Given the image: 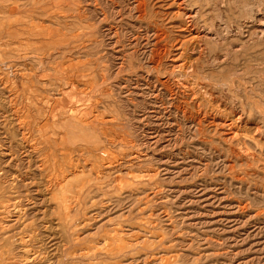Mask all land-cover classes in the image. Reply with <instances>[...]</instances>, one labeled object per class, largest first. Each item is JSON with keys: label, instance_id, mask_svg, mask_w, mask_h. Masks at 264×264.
Listing matches in <instances>:
<instances>
[{"label": "rangeland", "instance_id": "obj_1", "mask_svg": "<svg viewBox=\"0 0 264 264\" xmlns=\"http://www.w3.org/2000/svg\"><path fill=\"white\" fill-rule=\"evenodd\" d=\"M239 1L0 0V264H264V42L224 40ZM63 112L87 137L61 144Z\"/></svg>", "mask_w": 264, "mask_h": 264}, {"label": "bare ground", "instance_id": "obj_2", "mask_svg": "<svg viewBox=\"0 0 264 264\" xmlns=\"http://www.w3.org/2000/svg\"><path fill=\"white\" fill-rule=\"evenodd\" d=\"M23 1V0H22ZM54 1V0H53ZM248 1H250V0H241V2H245L246 3V7H247V9H249V8H251L250 10H247V11H250L249 12V16L250 17H247V18H245L244 19V21L241 23L240 22V24L241 25H238V26H236V25H232L233 24V22H232V24L230 23V22H225L224 21V40L226 41L227 39H229L228 37H229V35L230 34H232V35H234L235 37L236 36H238V37H242V36H246V33H245V31H244V27L247 25V23L249 24V23H251V27H250V29H251V31H252V34H251V36H249V39L246 41V42H253V43H261V42H264V11H263V9H261V8H259V6H258V4H257V8H252L251 6H252V3H253V1H251L252 3H250V2H248ZM142 2V1H141ZM230 2H232L233 4V6L235 5H238V4H236V2H240L239 0H230ZM254 2H255V0H254ZM258 3H260L261 4V2H263V1H261V2H259V1H257ZM19 3H20V1H19ZM49 3V2H48ZM50 4V3H49ZM52 4V3H51ZM179 4V3H178ZM259 4V5H260ZM18 5V4H17ZM26 5V4H25ZM54 5V4H53ZM20 6H21V4H20ZM29 6H31V3H30V5ZM37 6V5H36ZM38 6H40V5H38ZM45 6V5H44ZM232 6V7H233ZM239 6V5H238ZM254 6V5H253ZM256 6V5H255ZM254 6V7H255ZM263 6V5H262ZM23 7H26V6H23ZM145 7V6H144ZM244 7H245V5H244ZM245 7V8H246ZM19 8V7H18ZM139 8V7H138ZM234 8V7H233ZM32 9V8H31ZM35 9H37V8H35ZM41 10V9H40ZM46 10V9H45ZM44 9H43V12L45 11ZM48 10V9H47ZM140 10V9H139ZM42 11V10H41ZM219 11H220V9H219ZM234 12V11H233ZM49 13V12H48ZM119 13V12H118ZM243 13H245V11L243 12ZM23 14V13H22ZM39 14V13H38ZM42 14V13H41ZM188 15V18L190 19V21H194V20H196V18H198L197 16L199 15V10H191V11H189V13H187ZM19 15V14H18ZM29 15V14H28ZM219 15H221V14H219ZM44 16V15H43ZM52 16V15H51ZM200 16V15H199ZM233 16H235V15H233ZM23 17V16H22ZM35 17V16H34ZM214 17V16H213ZM217 17H218V15H217ZM216 17V18H217ZM222 17V16H221ZM228 18H230V17H228ZM232 18V17H231ZM238 18H239V15H238ZM250 18V20H248ZM218 19V18H217ZM233 19V18H232ZM237 19V18H236ZM19 20V19H18ZM30 20V19H29ZM33 20V19H32ZM36 20V19H35ZM219 20H220V18H219ZM221 20H223V19H221ZM227 21H228V19H226ZM230 21V20H229ZM232 21V20H231ZM242 21V20H241ZM42 22V21H41ZM148 22V21H147ZM237 22V21H236ZM26 23V22H25ZM43 23V22H42ZM156 23V22H155ZM22 24V23H21ZM24 24V23H23ZM31 24V23H30ZM212 24V23H211ZM210 24V25H211ZM219 24V23H218ZM221 24V23H220ZM185 25V24H184ZM200 25V24H199ZM217 25V24H216ZM22 26V25H21ZM23 26H25V24L23 25ZM28 26V25H27ZM212 26V25H211ZM138 27V26H137ZM218 27V26H217ZM221 27V26H220ZM33 28V27H32ZM30 29L31 31L32 30H35V29ZM206 28V27H205ZM214 28H215V26H214ZM249 29V30H250ZM26 29H24V31H25ZM216 30V29H215ZM214 30V31H215ZM220 30V29H219ZM24 31H21V32H24ZM110 31V30H109ZM204 31V30H203ZM221 31V30H220ZM1 33V32H0ZM45 33H47V31H45ZM139 33V32H138ZM203 33V36H201V37H203V38H211L212 40L214 39H217V37L218 36H215L214 35V33L213 34H211L210 32H208V30H207V32H202ZM18 34V33H17ZM33 34H35V33H33L32 32V35ZM52 34V33H51ZM219 34H220V32H219ZM218 34V35H219ZM42 34H38V33H36L35 35H33V37H35V36H41ZM45 35V34H44ZM250 35V34H249ZM17 36H20V40H19V48H18V51H20V52H24V50H23V46H25V42L26 41H28V40H26V41H23L24 39H23V35H17ZM47 36V35H46ZM198 36V35H197ZM32 37V36H31ZM31 37H29V38H31ZM31 38V39H33L34 40V38ZM41 37H43V36H41ZM222 37V36H221ZM221 37H220V39H221ZM231 37V36H230ZM235 37H234V39H235ZM2 38V37H1ZM19 38V37H18ZM24 38H26V36L24 37ZM47 38V37H46ZM78 38V37H77ZM247 38V37H246ZM21 39H22V42H21ZM44 39V38H43ZM50 39V38H49ZM146 39V38H145ZM219 39V38H218ZM245 39V38H244ZM223 40V41H224ZM230 40H231V38H230ZM236 41V40H235ZM29 42V41H28ZM40 42V41H39ZM216 42V41H215ZM218 42V41H217ZM31 43V42H30ZM137 43V42H136ZM220 43H221V41H220ZM219 43V45H221ZM226 43V42H225ZM227 43H228V41H227ZM252 43V44H253ZM51 44V43H50ZM204 45V44H203ZM225 45V44H224ZM229 45V44H228ZM242 45V44H241ZM216 46H217V44H216ZM230 46V45H229ZM250 46V45H249ZM236 47V46H235ZM172 48V47H171ZM170 48V49H171ZM219 48H220V46H219ZM241 48H242V46L240 47V52L242 51L241 50ZM227 49H230V48H227ZM232 49V48H231ZM246 49V48H245ZM224 50H226V49H224ZM238 50V49H237ZM27 51V50H26ZM137 51V50H136ZM226 51H228V50H226ZM232 51H233V49H232ZM33 52V51H32ZM116 52V51H115ZM239 52V51H238ZM239 52V53H240ZM242 53V52H241ZM244 53V52H243ZM137 54V53H136ZM223 54V53H222ZM166 55H168V54H166ZM229 55V54H228ZM28 56V55H27ZM226 55L224 54V57H225ZM20 57H22V56H20ZM39 57V56H38ZM231 57V56H230ZM34 58V57H33ZM215 58V57H214ZM222 58V57H221ZM227 58H228V56H227ZM226 58V59H227ZM217 59V58H216ZM225 59V58H224ZM222 60V59H221ZM23 61V60H22ZM8 62V61H7ZM224 62H225V60H224ZM17 63V62H16ZM220 63H223V62H220ZM226 63V62H225ZM71 66V65H70ZM121 66V65H120ZM68 68V67H67ZM9 69V68H8ZM86 69V68H85ZM131 69V68H130ZM23 70V69H22ZM49 70V69H48ZM68 70H70V69H68ZM8 71V70H7ZM56 71V70H55ZM82 71V70H81ZM19 72V71H18ZM22 72V71H21ZM26 74V73H25ZM25 74L24 73H22L21 74V76L22 75H24L25 76ZM28 74V73H27ZM86 74V73H85ZM89 74V73H88ZM149 74V73H148ZM183 74V73H182ZM14 75V74H13ZM30 75V74H29ZM33 75V74H32ZM60 75H61V73H60ZM83 75H84V73H83ZM88 76V75H87ZM2 77V76H1ZM23 77V76H22ZM27 77V76H26ZM29 78L28 79H30V76H28ZM34 77V76H33ZM49 77V76H48ZM235 77V76H234ZM1 79V78H0ZM89 79V78H88ZM233 79V78H232ZM11 80V79H10ZM69 80V79H68ZM33 81V80H32ZM29 82H30V80H29ZM70 82V81H69ZM71 82H73V81H71ZM77 82V81H76ZM232 82V81H231ZM31 83V82H30ZM86 83V82H85ZM89 84V83H88ZM231 84V83H230ZM229 84V85H230ZM34 85V84H33ZM92 85H93V83H92ZM228 85V84H227ZM60 86V85H59ZM90 86V85H89ZM61 87V86H60ZM59 87V88H60ZM93 87V86H92ZM4 88H5V86H4ZM29 87H26V88H24L25 90L26 89H28ZM94 88V87H93ZM36 89V88H35ZM61 89V88H60ZM225 89V88H224ZM117 90V89H116ZM165 91V90H164ZM4 93V92H3ZM12 93V92H11ZM2 94V93H1ZM0 94V95H1ZM9 94V93H8ZM17 94V93H16ZM5 95V94H4ZM11 96V95H10ZM16 96V95H15ZM7 97V96H6ZM12 99V98H11ZM24 99V98H23ZM1 100V99H0ZM5 101V100H4ZM10 101V100H9ZM28 102V101H27ZM14 104V103H13ZM16 104V103H15ZM2 107V106H1ZM11 108V107H10ZM20 108V107H19ZM26 108V107H25ZM2 109V108H1ZM13 112V111H12ZM21 112V111H20ZM6 113H7V111H6ZM21 114H22V112H21ZM9 115V114H8ZM17 117V116H16ZM32 117V116H31ZM240 117V116H239ZM30 116L29 115H27V116H24V119L21 121V122H17V123H20L19 124V129H23V127L27 124V122H29V124H30ZM69 118V115L67 114V113H61L60 115H58V118H57V122H60L59 124L58 123H56V124H58V128H57V130L58 131H61L63 134H67L68 135V138L69 139H63L62 140V142H61V144H63V145H65L66 143H67V141L68 142H71V143H73V144H75V140H77V142L78 141H80L81 139H79L78 137H82V136H84V137H87V135H83V134H81L80 132L81 131H79V129H78V127L77 126H74V125H72V123H71V121H74L75 119L74 118H70V119H68ZM7 119V118H6ZM19 119V118H18ZM4 120V119H3ZM2 120V121H3ZM11 120V119H10ZM20 120V119H19ZM33 121H35V120H33ZM37 121V120H36ZM13 122H16L15 120L13 121ZM75 122V121H74ZM73 122V123H74ZM28 124V125H29ZM32 124H34V123H32ZM81 124V123H80ZM80 124H78V125H80ZM39 125V124H38ZM55 125V124H54ZM5 126V125H4ZM10 126V125H9ZM12 127V126H11ZM17 127V128H18ZM36 127V126H35ZM82 127V126H81ZM5 128H6V126H5ZM15 128L16 127H14V130H15ZM25 128V127H24ZM27 128V127H26ZM29 128V127H28ZM9 129V128H8ZM29 129H31V128H29ZM1 130V129H0ZM17 130V129H16ZM27 130V129H26ZM32 131V130H31ZM31 131H30V133H31ZM43 131V130H42ZM54 131V130H53ZM33 132H34V130H33ZM56 131H54L53 133H55ZM5 133V132H4ZM43 133V132H42ZM58 133V132H57ZM23 134V133H22ZM41 134V133H40ZM59 134V133H58ZM80 136H79V135ZM25 135V134H24ZM23 135V139H24V137L26 138V136H24ZM36 135V134H35ZM5 136V135H4ZM18 136V135H17ZM21 136V135H20ZM30 136V135H29ZM32 136V135H31ZM58 136V135H57ZM59 137V136H58ZM32 138V137H31ZM36 138V137H35ZM34 138V139H35ZM38 138V137H37ZM40 138V137H39ZM52 138V137H51ZM40 139H44V138H42V136H41V138ZM58 139V138H57ZM62 139V138H61ZM28 140H29V138H28ZM27 140V141H28ZM51 140V139H50ZM49 140V141H50ZM54 140V139H53ZM116 140V139H115ZM14 141V140H13ZM24 141H26V140H24ZM32 141V140H31ZM41 141V140H40ZM43 141V140H42ZM2 142V141H1ZM4 143V142H3ZM2 143V144H3ZM18 143V142H17ZM21 143V142H20ZM19 143V144H20ZM32 143V142H31ZM44 143V142H43ZM47 143V142H46ZM57 143H58V141H57ZM1 144V143H0ZM29 144V143H28ZM38 144H40V143H38ZM37 144V145H38ZM51 144H52V142H51ZM55 144H56V142H55ZM23 145V144H22ZM32 145V144H31ZM37 145H36V147H37ZM40 145H43V144H40ZM39 145V146H40ZM46 145H48V144H46ZM62 145V148L64 149V151H65V147ZM18 146V145H17ZM33 146H34V142H33ZM32 146V147H33ZM44 146V145H43ZM42 146V147H43ZM52 146H53V144H52ZM11 147H12V145H11ZM22 147V146H21ZM35 147V148H36ZM49 147V146H48ZM3 148V147H2ZM13 148V147H12ZM11 148V149H12ZM40 148V147H39ZM3 150V149H2ZM28 150V149H27ZM36 150V149H35ZM54 150H57V149H54ZM20 151V150H19ZM26 151V150H25ZM32 151V150H31ZM38 151V150H37ZM51 151V150H50ZM60 151V150H59ZM63 151V150H62ZM24 152V151H23ZM52 152H54L53 150H52ZM76 152H78V150L76 151ZM80 152H81V150H80ZM79 152V153H80ZM94 152V151H93ZM11 153V152H10ZM15 153V152H14ZM28 153V152H27ZM50 153V152H49ZM60 153H62V152H60ZM72 153V152H71ZM29 154V153H28ZM55 154V153H54ZM59 154V153H58ZM11 155V154H10ZM18 155V154H17ZM47 155V154H46ZM62 155V154H61ZM64 155V154H63ZM67 155H71V154H69V153H66L65 154V159L67 158ZM3 156V155H2ZM13 157V156H12ZM16 157V156H15ZM29 157V156H28ZM52 157V156H51ZM54 157H56L55 155H54ZM62 157V156H61ZM7 158V157H6ZM45 158H47V157H45ZM45 158H44V161H45ZM53 158V157H52ZM77 158V157H76ZM42 159V158H41ZM109 159V158H108ZM11 160V159H10ZM25 160H26V158H25ZM68 160V159H67ZM72 160V159H71ZM104 160H106V159H104ZM1 161V160H0ZM3 161V160H2ZM19 161V160H18ZM33 161V160H32ZM47 161V160H46ZM61 162H62V159L60 160ZM69 161V160H68ZM78 161V160H77ZM21 162V161H20ZM50 162L52 163V161L50 160ZM55 162L56 161H54V164H55ZM64 162H65V160H64ZM63 162V163H64ZM74 162V161H73ZM31 163V162H30ZM35 163V162H34ZM48 163V162H47ZM65 163H67V161L65 162ZM1 164V163H0ZM6 164V163H5ZM8 164V163H7ZM46 164V163H45ZM71 164H73V163H71ZM75 164V163H74ZM21 164H19V166H20ZM30 165V164H29ZM28 165V166H29ZM32 165V164H31ZM48 165H49V163L47 164V167H48ZM53 165V164H52ZM61 165V164H60ZM63 165H65V164H62L61 166H63ZM38 166V165H37ZM75 166H77V165H75ZM24 167V166H23ZM46 167V166H45ZM49 167H50V165H49ZM65 167H67V166H65ZM13 168V167H12ZM27 168V167H26ZM30 168V167H29ZM22 169V168H21ZM52 169H54V167L52 168ZM57 169H58V167H57ZM56 169V170H57ZM59 169H60V167H59ZM58 169V170H59ZM61 169H64V168H61ZM73 169V168H72ZM78 169V168H77ZM1 170V169H0ZM27 170H29V169H27ZM34 170V169H33ZM47 170L48 169H46V172L45 173H48L47 172ZM55 170V169H54ZM53 170V171H54ZM57 170V171H58ZM4 171V170H3ZM50 171V170H49ZM64 171V170H63ZM71 171V170H70ZM7 172V171H6ZM72 172V171H71ZM70 172V173H71ZM75 172V171H74ZM73 172V173H74ZM3 173V172H2ZM11 173V172H10ZM53 173H55V171L53 172ZM57 173V172H56ZM58 173H59V171H58ZM62 173V172H61ZM63 173H66V172H63ZM19 174V173H18ZM21 174H22V172H21ZM68 174V173H67ZM1 175V174H0ZM7 175H8V173H7ZM54 175V174H53ZM56 175V174H55ZM54 175V176H55ZM62 175V174H61ZM61 175H59V177L61 176ZM73 175V174H72ZM6 176V175H5ZM50 176V175H49ZM66 176V175H65ZM68 176V175H67ZM70 176V175H69ZM1 177V176H0ZM16 177V176H15ZM46 177V176H45ZM58 177V178H59ZM62 177H64V176H62ZM29 178V177H28ZM65 178V177H64ZM51 179V178H50ZM52 179H54V178H52ZM56 179H57V177H56ZM17 180V179H16ZM33 180V179H32ZM55 180V179H54ZM62 180V179H61ZM64 180V179H63ZM10 181V180H9ZM57 181V180H56ZM45 182V181H44ZM62 182V181H61ZM66 182V181H65ZM1 183V182H0ZM18 183V182H17ZM56 182H54V184H55ZM63 183V182H62ZM31 184H33V183H31ZM46 184V183H45ZM57 184V183H56ZM61 184V183H60ZM65 184V183H64ZM63 184V185H64ZM74 184V183H73ZM73 184H72V186H73ZM17 185V184H16ZM24 185V184H23ZM63 185H62V187H63ZM25 186H26V184H25ZM30 186V185H29ZM60 186V185H59ZM66 186V185H65ZM7 187H10V186H7ZM12 187V186H11ZM10 187V188H11ZM69 187L71 188V186L69 185ZM54 188V187H53ZM66 188V187H65ZM70 188L68 189V186H67V189L68 190H70ZM73 188V187H72ZM9 189V188H8ZM61 189H63V188H61ZM60 189V191L59 192H61L60 194H62L63 193V191ZM11 190V189H10ZM21 190V189H20ZM26 190V189H25ZM38 190V189H37ZM49 190V189H48ZM47 190V191H48ZM73 190V189H72ZM2 191V190H1ZM16 191V190H15ZM24 191V190H23ZM64 191H66V190H64ZM29 192V191H28ZM13 193H15V192H13L12 191V193H10V194H13ZM66 193H67V191H66ZM19 194H20V192H19ZM24 194V193H23ZM41 194V193H40ZM68 194V193H67ZM63 195V194H62ZM69 195V194H68ZM77 195V194H76ZM6 196V195H5ZM64 196H66V195H64ZM9 197V196H8ZM14 198V197H13ZM30 198V197H29ZM63 198H65L66 200H67V198L66 197H63ZM32 199V198H31ZM64 200V199H63ZM66 200H65V202H66ZM14 201V200H13ZM20 202V201H19ZM13 203V202H12ZM15 204H16V202H15ZM14 204V205H15ZM66 204V203H65ZM7 205V204H6ZM16 205H18V204H16ZM15 205V206H16ZM9 206V205H8ZM11 206V205H10ZM69 206V205H68ZM7 207V206H6ZM66 208V207H65ZM69 208H71V207H69ZM6 209V208H5ZM8 209V208H7ZM18 209V208H17ZM54 209V208H53ZM55 210V209H54ZM53 210V211H54ZM67 210V209H66ZM65 210V211H66ZM70 210V209H69ZM3 211V210H2ZM1 211V212H2ZM18 211V210H17ZM44 211V210H43ZM0 212V213H1ZM4 212H5V210H4ZM15 212V211H14ZM46 212V211H45ZM69 212V211H68ZM7 213V212H6ZM9 213H10V211H9ZM65 213H67V211L65 212ZM2 214V213H1ZM8 214V213H7ZM46 215V214H45ZM72 215V214H71ZM31 216V215H30ZM9 217V216H8ZM12 217V216H11ZM5 218V217H4ZM17 218V217H16ZM10 219V218H9ZM8 220V219H7ZM18 220H19V218H18ZM3 221V220H2ZM5 221V220H4ZM3 221V222H4ZM70 224V223H69ZM49 225V224H48ZM82 225V224H81ZM84 225V224H83ZM3 226V225H2ZM46 229V228H45ZM41 230V229H40ZM69 231V230H68ZM34 232V231H33ZM33 234V233H32ZM5 235V234H4ZM5 237H6V235H5ZM34 237V236H33ZM37 237V236H36ZM1 239V238H0ZM32 240V239H31ZM35 240V239H34ZM38 240V239H37ZM26 241H28V240H26ZM16 243V242H15ZM33 243V242H32ZM2 244V243H1ZM4 244V243H3ZM36 244V243H35ZM7 246V245H6ZM5 246V247H6ZM13 247V246H12ZM17 249V248H16ZM15 250V249H14ZM11 251V250H10ZM3 252V251H2ZM26 253V252H25ZM55 253V252H54ZM18 256V255H17ZM61 257V256H60ZM37 258V257H36ZM32 261V260H31ZM40 261V260H39Z\"/></svg>", "mask_w": 264, "mask_h": 264}]
</instances>
